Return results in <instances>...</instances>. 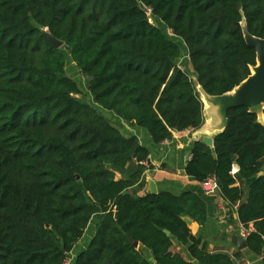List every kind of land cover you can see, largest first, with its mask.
<instances>
[{
    "label": "trees",
    "instance_id": "1",
    "mask_svg": "<svg viewBox=\"0 0 264 264\" xmlns=\"http://www.w3.org/2000/svg\"><path fill=\"white\" fill-rule=\"evenodd\" d=\"M149 16L183 42L206 95L223 96L251 76L256 52L241 23L264 40V0H0V264H65L93 216L95 235L75 264H149L128 240L155 264H233L186 224L206 223L196 194L138 195L154 170L149 151L80 99L65 73L62 50L93 103L146 130L155 145L198 130L196 83ZM41 30L64 46L52 48ZM225 119L212 148L194 143L184 172L198 183L216 180L250 230L247 248L262 256L264 126L245 106L228 108ZM172 239L191 260L172 250Z\"/></svg>",
    "mask_w": 264,
    "mask_h": 264
},
{
    "label": "crops",
    "instance_id": "2",
    "mask_svg": "<svg viewBox=\"0 0 264 264\" xmlns=\"http://www.w3.org/2000/svg\"><path fill=\"white\" fill-rule=\"evenodd\" d=\"M162 26H155L158 28L168 39L174 42L180 50V53H184L185 65L182 68L176 61L177 66L185 71L187 75L195 81L193 72L188 73L190 64L188 60V52L183 42L174 37L171 31L166 28L161 22ZM248 40L250 38L246 36ZM180 41L183 46L180 45ZM258 66V65H257ZM253 68L251 75L254 74ZM244 84L236 87L231 92L220 97H209L206 95L197 83L195 84V90L203 104V122L201 127L195 131H185L180 133H174L170 141L164 142L160 145L153 144L149 134L142 128H132L129 124L117 119L113 116L112 112H107L106 115L110 117L112 125L126 138L136 137L139 143L149 151V165L153 166L154 170L146 172L144 175L145 186L139 191V196H144L147 193H151L152 184L155 186L157 193H169L174 196H179L181 193L190 191L200 197L207 207V220L206 223L197 229L195 235L201 237L207 244L208 248L213 253H222L231 257L233 264H264L262 256H256L249 251L248 248L240 251L237 250L231 243V238L237 236L243 238L240 235V230L244 229L238 221L237 210L238 205L233 206L225 201L219 190L213 194H206L202 190L201 183L190 180L185 175L186 157L193 148V145L197 141H202L203 138H213L223 131L225 127V108L228 104H231L236 96H238ZM95 105V104H94ZM91 106V105H90ZM92 107V106H91ZM97 107V106H96ZM99 115L103 117V109L92 107ZM249 110L255 112L257 121L264 126V103L261 99L251 100L249 102ZM105 111V110H104ZM103 117L105 120H109L108 117ZM115 120V123H113ZM212 148V147H211ZM164 165L165 168L159 169V166ZM264 170V169H263ZM234 173H237L238 169L234 166ZM246 200V191L244 190V196L240 204ZM225 212L228 214V220H221L220 214ZM98 223L97 217L93 216L83 234L81 240L75 245L73 250L68 254L67 258H70L69 263L75 264V261L80 253L85 251L95 235V228ZM192 223V222H191ZM195 225V224H193ZM191 228V227H190ZM174 252L180 253L187 260L189 255L186 247L181 245L175 239H172ZM138 249L141 250L144 258L149 264H155L153 256L149 250L139 245ZM182 249V251H181ZM264 253V252H263Z\"/></svg>",
    "mask_w": 264,
    "mask_h": 264
},
{
    "label": "water",
    "instance_id": "3",
    "mask_svg": "<svg viewBox=\"0 0 264 264\" xmlns=\"http://www.w3.org/2000/svg\"><path fill=\"white\" fill-rule=\"evenodd\" d=\"M243 32V36L245 38V41L247 44H249L251 47L254 48L256 52V63H258V66L254 70V74H252L246 81H244L242 84H244L243 89L241 93L234 98L231 104H228L225 108V112L230 107L235 106H245L249 107V102L251 100L261 99L264 103V40L254 38L250 36L247 33L246 25H245V31ZM42 35L46 38L48 44L57 50H60L64 44L54 37L50 35V33L47 30H41ZM248 36L250 40L246 38ZM253 70V69H252ZM241 84V85H242ZM240 85V86H241ZM210 97V96H209ZM249 110V108H248ZM250 112L255 113L252 110H249ZM224 112V116H225ZM226 121V119H225ZM202 142L206 144L208 147H212V140L209 138H203ZM191 153H189L186 157V162L189 161ZM259 176H264V170L259 174ZM157 190L155 186L152 184L151 186V194H156ZM185 222L187 225L191 227V231L193 234L197 232L198 226L193 225L189 219H185ZM164 233L169 236L168 231H164ZM130 244H132L133 247L138 248L139 244L137 242H133L131 240H128ZM231 243L234 247H236L237 250H244L247 248V240L246 238H239L237 236H233L231 238ZM188 260H191L190 257Z\"/></svg>",
    "mask_w": 264,
    "mask_h": 264
},
{
    "label": "rangeland",
    "instance_id": "4",
    "mask_svg": "<svg viewBox=\"0 0 264 264\" xmlns=\"http://www.w3.org/2000/svg\"><path fill=\"white\" fill-rule=\"evenodd\" d=\"M149 19H150V23L151 24H153V25H155V26H162L161 24H160V21H158L156 18H153L152 16H149ZM241 28H242V31H245V22L244 21H242V23H241ZM180 45H182L183 46V44H182V42L180 41ZM181 50V49H180ZM62 51H64V57H65V73H66V75L70 78V79H72L76 84H77V86H78V88H79V90L81 91V93H82V96L81 97H79L80 99H82V100H84L86 103H88L89 105H91L92 107H94V108H98V109H100V107H96V105H94V103H93V101H92V97H91V95L89 94V92H88V90H87V81H86V78L83 76V75H81V73L79 72V70L76 68V66H75V64L72 62V60H71V58H70V56H69V53L68 52H66L65 50H62ZM183 55H184V53H183V51H182V53H181V55H180V58L178 59V64L183 68L184 67V65H185V58L183 57ZM257 65H258V63H256V67H257ZM187 70H189V72L188 73H192L193 71H192V69H191V67H189V69H187ZM257 100V99H256ZM103 111V117L105 116H107L106 115V113L108 112V111H104V110H102ZM101 116V115H100ZM113 116L114 117H116L114 114H113ZM104 117V118H105ZM108 117V116H107ZM117 118V117H116ZM106 119V118H105ZM108 122L111 124L112 123V121H111V119H110V117H108ZM117 119H119V118H117ZM119 120H121V119H119ZM122 121V120H121ZM124 122V121H123ZM113 123H115V120H114V122ZM125 124H126V122H125ZM112 125V124H111ZM127 125V124H126ZM113 126V125H112ZM128 126V125H127ZM113 127H115V126H113ZM132 128H135V127H132ZM181 251H182V249H181ZM69 260L71 261V259L70 258H67V260H66V262L67 263H69Z\"/></svg>",
    "mask_w": 264,
    "mask_h": 264
},
{
    "label": "built area",
    "instance_id": "5",
    "mask_svg": "<svg viewBox=\"0 0 264 264\" xmlns=\"http://www.w3.org/2000/svg\"><path fill=\"white\" fill-rule=\"evenodd\" d=\"M148 13H149V11H148ZM201 186H202L203 192L206 193V194H213L214 192H216L218 190L217 182H216V180L214 178L206 179L205 181H203L201 183ZM220 219L221 220H228L229 216H228V214L223 212V213L220 214ZM249 233H250V230H247V229H241L240 230V235L243 238H246ZM262 259L264 261V253L262 255Z\"/></svg>",
    "mask_w": 264,
    "mask_h": 264
}]
</instances>
